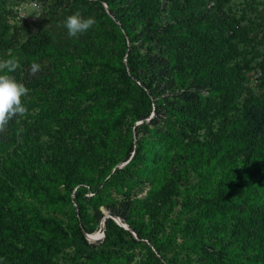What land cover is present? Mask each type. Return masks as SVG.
<instances>
[{
	"label": "rangeland",
	"instance_id": "rangeland-1",
	"mask_svg": "<svg viewBox=\"0 0 264 264\" xmlns=\"http://www.w3.org/2000/svg\"><path fill=\"white\" fill-rule=\"evenodd\" d=\"M99 1L0 0V34L11 41L9 48L0 49V60L15 59L19 67L11 74L29 89L27 96L23 98L28 112L23 117H15L11 120L12 123L19 130L32 128L29 139H33L37 145L36 155L41 157L40 166L46 172L44 181L48 180L57 190H62L65 194L60 179L52 178L53 167L59 172L58 174L63 175L67 165L78 164L80 170L77 172L86 179L84 183H89L96 189H104L106 195L105 204L100 207L103 213L101 219L92 217L94 210L89 207L90 218L86 222V227L92 229V232L84 231L87 240L76 236L59 251L37 264H152L154 257L150 254L149 247H153L155 240L153 237L169 241L161 258L167 264H169L168 260L172 264H264V253L261 254L260 261L255 262L253 255L256 249L252 248L254 243L249 245L246 242L260 234V228L258 229L253 222L243 224L244 219L241 215L232 217L226 221L224 230L218 232L208 229V222L197 215V211L206 202L203 200V190H209L214 182L220 180L227 172L228 180L232 181L233 175H239L244 167L240 150L235 149L231 153H225L227 158H234L227 159L220 156V151H224L223 145L211 144V137L221 129L218 128L219 126L214 130L206 126L197 130L185 127L179 133L175 132L172 147L167 149L160 142L152 143L158 137L148 134L137 135L135 125L150 118L136 119V112L134 114L133 110H123L127 106L134 107L137 111L141 104L145 105L140 85L132 90L131 96L124 98L115 93L109 99H105L100 93H93L90 97L78 95L79 91H92L95 87H100L99 85L109 84L114 87L115 84L119 86L122 82L117 74H107L98 70V67L93 69L80 67L81 53L85 54L86 51L90 60L106 58V56L113 58V49L110 46L103 45L99 48L94 44L97 33L103 36L107 33L106 29L113 30L112 24L97 25L95 20L93 27L79 34L78 37H69L64 26L65 18L77 11L85 18L95 19L96 15L100 14L95 3ZM178 1L180 0H159L162 4L170 6ZM103 5L106 11L111 13L106 1H103ZM117 8L121 12L125 11L119 5ZM225 9L238 16L244 15V19L249 20L252 26L248 37L237 38L225 47L227 50L234 48L231 59L233 62L242 60L248 61L251 65L246 80L247 90L241 98L231 102L233 110L230 116H234L237 114L236 108L242 106L244 98L249 93L260 92L262 72L258 64L264 62V0H229ZM168 13L169 9L162 7L159 12L160 20L165 19ZM111 17L121 26L115 15L111 14ZM130 25L135 33L140 31L143 24L139 15L130 20ZM121 31L126 35L125 29L122 28ZM41 33L50 35L49 48L55 54L37 61L36 63L41 65V70L32 76L29 69L33 62L25 64L21 59L23 43L30 35ZM116 36V32L109 36V43L121 40L122 36ZM129 43L127 39V44ZM178 45L174 46L178 47ZM54 59L57 64H49V61ZM181 67L183 64L180 65ZM38 79V84L34 85V81ZM190 79L184 77L185 84L180 89H194L195 85ZM98 83L100 84L97 85ZM177 84L179 83L175 85ZM168 93L170 94L167 90L161 96L164 97ZM173 94L172 92L170 95L171 100L176 104L179 102L182 104L181 99ZM62 96L67 97L66 103L61 99ZM155 101L156 99L153 98L150 116L155 114L157 105ZM62 104L64 109L73 110L72 115L83 117L79 126L63 130L61 125L67 122L68 118L66 113L61 111ZM85 106L88 108H83ZM223 117L222 114H208V118L217 119V123ZM10 129L11 125H7L5 130L0 132V137L5 142L4 145L0 144L1 163L4 162L7 153L12 152L19 143L10 139ZM140 136L151 141L147 143L150 149L139 147L137 141ZM131 143L134 145V150L129 159L122 160ZM158 149H165L163 151L166 156L158 158ZM145 155L149 156L151 166L155 167L156 164L161 166L156 173H150L145 169L142 160ZM136 157L140 158L136 159ZM113 158L117 162L112 164ZM154 158L158 160L154 161ZM228 160H233V163H229ZM129 162L132 163L130 171L113 175L117 167L123 168ZM9 183L16 190L19 199L24 201L37 199L28 193L24 194L11 180ZM237 184L240 188L245 187L250 201L249 205L238 201L239 206L244 204V208L248 209V216L255 218L258 211L264 210V184L259 188L242 181ZM86 186L89 188L87 196H91L93 190L88 184ZM50 199V196H42V198L38 196L37 203L43 213L63 220L65 225L71 222L72 207L77 206L74 193L71 201L65 198L51 204L48 202ZM109 206L117 207L121 212L126 211L125 208L128 206L132 207L133 211L138 213L134 214V218L142 219L147 224V229H152V232L142 238L132 226L113 213ZM108 212L112 215H108ZM128 213L131 214L132 211ZM106 216L119 217L121 222L128 226L126 230L135 240L128 233L123 232L120 235L114 234L111 240L104 241ZM114 220L116 221L115 218ZM79 225L83 228L81 223ZM184 226L188 228L187 231L182 230ZM261 229L264 230V226ZM219 233L222 236H218ZM22 241L20 234L15 231L0 233V264H9L16 252L24 249ZM191 242L203 244L209 251L216 253L214 259L216 261L211 262L198 247H189ZM94 251L99 252L96 261L90 260L87 256ZM101 251L110 254L111 259L105 261Z\"/></svg>",
	"mask_w": 264,
	"mask_h": 264
},
{
	"label": "trees",
	"instance_id": "trees-1",
	"mask_svg": "<svg viewBox=\"0 0 264 264\" xmlns=\"http://www.w3.org/2000/svg\"><path fill=\"white\" fill-rule=\"evenodd\" d=\"M61 1L58 0V2ZM103 1L108 3L111 13L106 11ZM228 1L180 0L171 6L162 4L159 0L156 2L154 0H100L95 2L100 12L95 17L97 25L109 23L112 24L113 30L106 29L107 33L103 36L97 33L94 44L97 47L110 46L113 49V58L106 56V58L90 60L86 51L85 54L81 53L80 67L81 69L98 67V70L107 74H117L122 82L121 85L115 84L114 87L98 83L100 87H95L92 91H79L78 95L90 97L93 93H100L102 97L109 99L115 93L124 98V96H131L132 90L140 85L145 105L140 103L137 111L134 107L127 106L123 110L136 112L134 113L136 119L150 118L148 121L135 125L137 135L148 134L155 138L158 137L152 143L160 142L167 149L172 147L175 132L179 133L185 127L197 130L206 126L214 130L219 126L218 128L221 129L219 133L211 137V144L223 145L224 151H220V156L225 158H227L225 153H231L235 149L240 150L244 167L241 173H238L239 175L234 174L236 178L233 175L232 181L228 180L227 172L220 180L215 181L209 190H203V200L206 202L197 211V215L208 222V229L218 232L224 230L226 221L232 217L241 215L244 219L243 224L253 222L258 229L260 228V234L246 242L249 245L254 243L252 247L256 249L253 255L254 260L259 262L261 254L264 253V230L261 229L264 226V210L258 211L255 218L248 216V209L244 208V204L249 205L250 201L247 198L245 187L240 188L237 182H247L256 188L264 184V62L258 64L262 72L260 92L258 94L249 93L244 98L242 106L236 108L237 114L230 116L233 110L231 102L241 98L247 90L246 80L251 65L248 61L233 62L231 59L234 48L227 50L225 47L237 38L248 37L252 26L249 20L244 19V15L238 16L234 12L226 11L225 6ZM77 5H79L78 1ZM117 5L123 7L125 11L122 13ZM162 7H167L169 13L161 21L159 12ZM111 14L121 22V26L113 20ZM136 15H139L143 24L138 33H135L130 25V20ZM122 28L126 30V35H123ZM113 31L122 38L120 41L114 40L113 43H109L108 39L114 33ZM127 39L130 41L129 45ZM49 43L48 33L30 35L23 43L21 59L28 64L40 61L44 57L54 56L55 52L50 50ZM10 44V39L0 34V49L9 48ZM175 44H179L178 47H175ZM49 62V64H57L55 59ZM182 64L183 67L180 68ZM184 77L191 78V82L195 85L194 89H180L185 84ZM34 82V85H37L39 79ZM176 83L179 84L176 86ZM167 90L170 94L162 97L161 94ZM172 92L181 99L182 104L180 102L176 104L171 100ZM66 98V96L61 97L65 103ZM153 98L156 99L157 105L155 114L150 116ZM61 106V111L65 112L68 118V121L61 125L63 130L79 126L83 117H76L71 114L73 110L64 109L63 104ZM83 108H88V106ZM213 108H215L214 111ZM209 113L222 114L224 117L217 123V119L208 118ZM8 125H11L10 139L19 143L12 152L7 153L4 162H0V233L15 231L23 239L24 249L18 250L9 264H37L59 251L63 245L70 243L76 236L86 241L84 231L92 232V229L86 227V222L90 218L89 207L94 210L92 217L101 219L103 213L100 207L105 204L106 195L104 189H96L89 183H84L86 179L77 172L80 170L78 164L67 165L63 175L58 174L59 172L53 167L52 178L60 179L65 194L62 190H57L48 180L44 181L43 177L46 172L40 166L39 158L41 157L36 155L37 145L33 139H29L32 135V128L19 130L12 121ZM147 140L149 139L139 137L137 144L141 149H150L147 143L151 141ZM0 144H5L1 137ZM133 150L134 145L131 143L122 160L129 159ZM163 150L165 149H158V158L166 156ZM139 158L136 157V159ZM142 160L145 169L150 173H156L161 167L157 164L155 167L151 166L149 156L145 155ZM111 162L113 164L117 160L113 158ZM228 162L233 163V160H228ZM131 166L132 163L129 162L123 168L117 167L113 175L130 171ZM9 180L14 182L24 194L28 193L37 199L34 201L19 199ZM86 184L93 190L91 196H87L89 188ZM72 193H74L77 206L72 207V219L67 225L57 217L45 215L38 206L39 195L41 198L50 196L51 199L48 202L55 204L65 198L71 201ZM238 201H243L244 204L239 206ZM110 208L113 213L132 226L142 238L152 232V229H147V224L142 219L134 218V214L138 213L134 212L132 207H126V211L122 212L118 211L117 207L111 206ZM129 211L132 213H128ZM105 222L104 241L111 240L114 234L120 235L123 232L132 236L114 218L107 217ZM79 223L83 225V228ZM37 230H40L39 233L36 232ZM182 230L187 231L188 228L184 226ZM219 234L218 236H222L221 233ZM132 238L135 240L133 236ZM153 238H155L153 247H149L150 254L154 257L152 264H167L161 258L164 256L163 251L167 248L169 241ZM189 247H198L201 249L199 251L204 252L211 262L216 261L214 260L216 253L209 251L203 244L191 242ZM98 254L99 252L94 251L88 253L87 256L90 260L96 261ZM101 255H104L105 261L111 259V255L103 251ZM167 262L172 264L170 260Z\"/></svg>",
	"mask_w": 264,
	"mask_h": 264
},
{
	"label": "clouds",
	"instance_id": "clouds-1",
	"mask_svg": "<svg viewBox=\"0 0 264 264\" xmlns=\"http://www.w3.org/2000/svg\"><path fill=\"white\" fill-rule=\"evenodd\" d=\"M96 23L93 17H83L79 11L65 18L64 26L69 37H78L87 32ZM19 67L15 59L0 60V132H3L8 123L15 117H23L28 109L23 103L29 89L23 82L18 81L11 73ZM41 70L39 63L30 65V75L35 76Z\"/></svg>",
	"mask_w": 264,
	"mask_h": 264
},
{
	"label": "water",
	"instance_id": "water-1",
	"mask_svg": "<svg viewBox=\"0 0 264 264\" xmlns=\"http://www.w3.org/2000/svg\"><path fill=\"white\" fill-rule=\"evenodd\" d=\"M108 215H112V214H111L110 212H108ZM107 217H108V216L105 217V220H106ZM112 217L115 218L116 221H117L119 224H121V225L124 226L125 228H128L127 225H124V224L121 222V220H120L119 217H117V216H112Z\"/></svg>",
	"mask_w": 264,
	"mask_h": 264
}]
</instances>
